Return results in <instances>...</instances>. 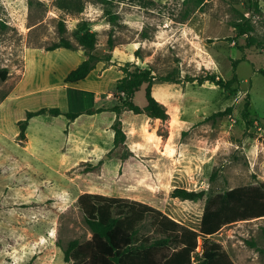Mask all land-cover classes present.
<instances>
[{
    "label": "rangeland",
    "instance_id": "rangeland-1",
    "mask_svg": "<svg viewBox=\"0 0 264 264\" xmlns=\"http://www.w3.org/2000/svg\"><path fill=\"white\" fill-rule=\"evenodd\" d=\"M84 3L76 13L57 0H0V264H71L68 243L92 236L78 202L87 191L160 206L199 228L209 195L264 182V0H205L185 20L184 0ZM244 15L254 26L251 46L234 27ZM81 20L98 34L94 53L111 59L71 83L66 75L89 57L72 34ZM60 21L74 48L50 50ZM127 62L181 79L154 81L166 120L110 109ZM210 74L238 79L231 89L188 80ZM135 102L146 104L145 86ZM42 108L21 137L27 112ZM117 121L126 140L116 146ZM175 187L206 195L182 203ZM214 239L235 264H264V217L228 224Z\"/></svg>",
    "mask_w": 264,
    "mask_h": 264
},
{
    "label": "trees",
    "instance_id": "trees-1",
    "mask_svg": "<svg viewBox=\"0 0 264 264\" xmlns=\"http://www.w3.org/2000/svg\"><path fill=\"white\" fill-rule=\"evenodd\" d=\"M204 1L184 0L190 6L183 19L202 7ZM57 3L61 8L76 13L83 12L85 8L84 0H57ZM243 18L235 22L234 27L239 35L248 37V45L251 46L256 43L252 34L254 26L247 15ZM116 19L115 14L110 15V22L114 23ZM59 31L62 37L49 49L74 48L73 42L64 36L67 32L64 21H60ZM72 34L89 55L66 75L65 81L74 83L87 78L99 61L110 60L111 54L100 56L94 53L98 34L91 29L88 20L79 21ZM108 43L112 50L115 46L112 37ZM136 55H139L138 50ZM121 69L124 75L119 79L118 102L110 109L117 114L129 110L135 114L166 120L169 116L167 109L153 94L154 81L159 78L163 81L180 82L181 79L175 78L173 73L157 76L151 68H142L133 62H127ZM261 71L264 72V69ZM1 75L5 78L6 70ZM237 79L236 75L226 80L216 74L188 78L189 81L198 80L200 84L209 80L226 89H231ZM142 86H145L144 105L135 102L136 93ZM103 110L104 108H98L95 111ZM45 111L46 108L27 112V118L21 123V137H25L28 119ZM50 111L57 115L61 113L59 108H52ZM93 112L87 110V113ZM79 115L81 112L66 113L70 119ZM245 117L249 123H253L248 112H245ZM114 129V143L117 146L126 140V132L120 121L115 122ZM215 176L216 171L212 173L211 179ZM205 195V190L184 187H175L171 193L174 198L189 201L203 199ZM78 202L92 236L83 242L73 239L68 243L64 249V259L71 264H235L224 245L214 239V236L228 224L264 217V182L237 186L209 195L203 206L200 226L195 229L175 220L152 204L129 197L87 191L78 196ZM147 221L151 226L149 230H145L144 226ZM200 240L201 252L197 250Z\"/></svg>",
    "mask_w": 264,
    "mask_h": 264
},
{
    "label": "crops",
    "instance_id": "crops-1",
    "mask_svg": "<svg viewBox=\"0 0 264 264\" xmlns=\"http://www.w3.org/2000/svg\"><path fill=\"white\" fill-rule=\"evenodd\" d=\"M161 101V100H160ZM162 102V101H161ZM174 198V197H173ZM175 199H177V200H179V201H181L182 203H184V202H187V203H190V202H197V201H189V200H180L179 198H175ZM167 205V204H166ZM165 205V206H166ZM160 209H162L167 215H169L170 217H172V218H174L175 220H177V221H179V222H182V223H184V224H186V225H188V226H190V227H192V228H194L193 226H191L188 222H184V221H182V220H180L179 218H176V217H174V216H172L170 213H168L167 211H166V208H162V207H160V206H158ZM195 229V228H194Z\"/></svg>",
    "mask_w": 264,
    "mask_h": 264
},
{
    "label": "built area",
    "instance_id": "built-area-1",
    "mask_svg": "<svg viewBox=\"0 0 264 264\" xmlns=\"http://www.w3.org/2000/svg\"><path fill=\"white\" fill-rule=\"evenodd\" d=\"M198 251H200V252L202 251L201 250V244H199V246H198Z\"/></svg>",
    "mask_w": 264,
    "mask_h": 264
}]
</instances>
